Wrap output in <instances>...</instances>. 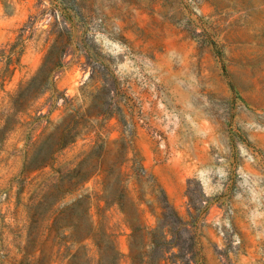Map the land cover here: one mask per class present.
<instances>
[{
  "label": "rangeland",
  "instance_id": "374dc122",
  "mask_svg": "<svg viewBox=\"0 0 264 264\" xmlns=\"http://www.w3.org/2000/svg\"><path fill=\"white\" fill-rule=\"evenodd\" d=\"M0 264H264V0H0Z\"/></svg>",
  "mask_w": 264,
  "mask_h": 264
},
{
  "label": "trees",
  "instance_id": "16d2710c",
  "mask_svg": "<svg viewBox=\"0 0 264 264\" xmlns=\"http://www.w3.org/2000/svg\"><path fill=\"white\" fill-rule=\"evenodd\" d=\"M50 53H52V51H49V54L45 57V61L49 60L51 58L50 56ZM59 64V61H55L54 62V65H57ZM44 65V63H43ZM38 76H34L33 78H31L28 82H27V87H28V90H30V87H32L34 85V81L37 79ZM65 133H61V135L58 137V141H57V149H60L62 147H64L68 142L66 140V137H65ZM56 149V150H57ZM42 162L38 163V164H35L34 166H39L40 167H43L46 165V163L43 164V162H45V155H43L42 157Z\"/></svg>",
  "mask_w": 264,
  "mask_h": 264
}]
</instances>
